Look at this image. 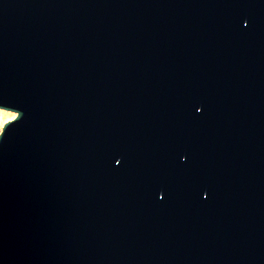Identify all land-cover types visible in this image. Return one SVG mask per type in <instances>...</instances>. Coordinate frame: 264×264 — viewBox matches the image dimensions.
Instances as JSON below:
<instances>
[{"label":"water","instance_id":"obj_1","mask_svg":"<svg viewBox=\"0 0 264 264\" xmlns=\"http://www.w3.org/2000/svg\"><path fill=\"white\" fill-rule=\"evenodd\" d=\"M0 264H264V0H0Z\"/></svg>","mask_w":264,"mask_h":264},{"label":"bare ground","instance_id":"obj_2","mask_svg":"<svg viewBox=\"0 0 264 264\" xmlns=\"http://www.w3.org/2000/svg\"><path fill=\"white\" fill-rule=\"evenodd\" d=\"M14 114H17V112L13 111V110H10V109H7V108L0 107V124H2V129L4 127V124L7 121L11 120L12 116ZM1 132H2V130H0V134H1Z\"/></svg>","mask_w":264,"mask_h":264},{"label":"snow or ice","instance_id":"obj_3","mask_svg":"<svg viewBox=\"0 0 264 264\" xmlns=\"http://www.w3.org/2000/svg\"><path fill=\"white\" fill-rule=\"evenodd\" d=\"M16 115H18V113L17 114H14L13 116H12V119H15V116ZM0 130H2V124H0Z\"/></svg>","mask_w":264,"mask_h":264}]
</instances>
